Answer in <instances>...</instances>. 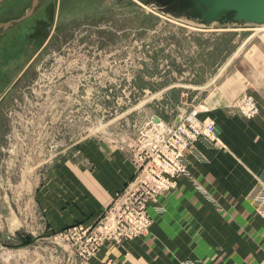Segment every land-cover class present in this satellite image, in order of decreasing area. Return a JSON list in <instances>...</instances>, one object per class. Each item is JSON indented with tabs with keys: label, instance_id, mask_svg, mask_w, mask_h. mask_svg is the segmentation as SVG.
Returning a JSON list of instances; mask_svg holds the SVG:
<instances>
[{
	"label": "rangeland",
	"instance_id": "rangeland-1",
	"mask_svg": "<svg viewBox=\"0 0 264 264\" xmlns=\"http://www.w3.org/2000/svg\"><path fill=\"white\" fill-rule=\"evenodd\" d=\"M180 5L0 0V264H93L108 241L148 234L158 198L142 205V180L172 157L160 143L180 116L214 121L199 116L205 100L231 93V107L264 90V27L203 22ZM53 9L57 27L46 34ZM123 158L134 171L119 193L64 225L60 210L92 194L65 187L66 167L96 172ZM121 224L137 234L116 236Z\"/></svg>",
	"mask_w": 264,
	"mask_h": 264
},
{
	"label": "crops",
	"instance_id": "crops-1",
	"mask_svg": "<svg viewBox=\"0 0 264 264\" xmlns=\"http://www.w3.org/2000/svg\"><path fill=\"white\" fill-rule=\"evenodd\" d=\"M219 94L222 103L205 100L199 116L214 119L221 142L195 141L207 159L188 154L190 175L177 174L176 187L149 206L151 231L123 246L108 241L93 264L100 258H113L115 264H264V216L247 197L257 184L264 185V90L252 92L259 106L252 118L223 103L231 93ZM213 95L210 90L205 99ZM106 165L96 172L66 167L72 182L65 181V187L92 194L76 196L75 206L60 210L64 225L82 221L88 207L100 212L134 171L124 158Z\"/></svg>",
	"mask_w": 264,
	"mask_h": 264
},
{
	"label": "built area",
	"instance_id": "built-area-1",
	"mask_svg": "<svg viewBox=\"0 0 264 264\" xmlns=\"http://www.w3.org/2000/svg\"><path fill=\"white\" fill-rule=\"evenodd\" d=\"M233 112L239 113L244 117L252 118L256 116L259 112V106L256 98L253 94L245 93L238 98L234 104L231 105ZM196 111L187 117L189 123L181 122L180 116L178 124L174 126L168 138L160 143V147L170 150L173 155L160 156L157 162L160 164L161 172L152 171L146 174L145 178L142 180L143 184V194L140 198V202L145 207L151 200L159 197V194L163 191L169 190L170 188L177 185L176 176L177 174H184L189 176L190 170L188 169V159L184 155V150L191 149V153L194 154L199 160H206L205 154L195 149L194 142L202 138L209 142L210 144L217 145L219 136L216 130V123L211 120H201V122L196 121ZM183 121L184 118H183ZM206 195L207 192H205ZM128 201H131V195L128 192ZM248 199L255 206L256 210L264 216V185L257 184L247 195ZM147 221V220H146ZM149 221V220H148ZM117 232L116 236H124L131 238L137 234L136 231L133 232L132 225L128 224L123 226Z\"/></svg>",
	"mask_w": 264,
	"mask_h": 264
},
{
	"label": "water",
	"instance_id": "water-1",
	"mask_svg": "<svg viewBox=\"0 0 264 264\" xmlns=\"http://www.w3.org/2000/svg\"><path fill=\"white\" fill-rule=\"evenodd\" d=\"M157 4L175 9L185 4L184 9H200L203 22L221 20L226 16L235 21L264 23V0H153ZM152 6L155 4L152 2ZM165 7H162L165 10ZM174 7V8H173ZM183 7V6H182ZM193 10V12H194ZM146 16H149L147 13Z\"/></svg>",
	"mask_w": 264,
	"mask_h": 264
},
{
	"label": "flooded vegetation",
	"instance_id": "flooded-vegetation-1",
	"mask_svg": "<svg viewBox=\"0 0 264 264\" xmlns=\"http://www.w3.org/2000/svg\"><path fill=\"white\" fill-rule=\"evenodd\" d=\"M36 2V1H35ZM54 15H55V9L51 10V15H50V21L47 22L46 26H45V33L46 34H50L52 29L56 28L57 26H54V23H53V18H54Z\"/></svg>",
	"mask_w": 264,
	"mask_h": 264
},
{
	"label": "bare ground",
	"instance_id": "bare-ground-1",
	"mask_svg": "<svg viewBox=\"0 0 264 264\" xmlns=\"http://www.w3.org/2000/svg\"><path fill=\"white\" fill-rule=\"evenodd\" d=\"M145 8H148V7H145ZM253 24H255V23H253ZM258 24V23H257ZM260 26L261 27H258L257 29H259V28H262V27H264V23H260ZM264 29V28H263ZM222 68V67H221ZM159 209V208H158Z\"/></svg>",
	"mask_w": 264,
	"mask_h": 264
}]
</instances>
